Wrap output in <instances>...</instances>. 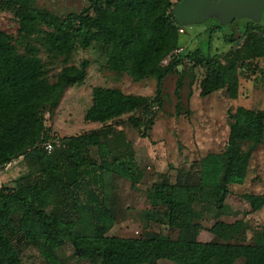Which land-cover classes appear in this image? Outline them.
Segmentation results:
<instances>
[{"label":"trees","instance_id":"obj_1","mask_svg":"<svg viewBox=\"0 0 264 264\" xmlns=\"http://www.w3.org/2000/svg\"><path fill=\"white\" fill-rule=\"evenodd\" d=\"M37 1L1 0L0 6L13 12L19 24L17 37L0 30V174L17 161H25L30 169L14 180L13 187L0 184V264H23L20 247L36 243L50 264H59L58 251L67 244L90 264H158L166 255L185 258V264H237L240 260L264 264V232L252 244H233L244 221H219L235 214L226 204L231 187L245 184L254 154L264 144V109L239 107L231 114L225 150L192 164L199 174L198 184H171L165 179L148 191L152 203L166 207L165 215L154 221L176 229L177 239L150 233L134 238L109 236L117 220L104 196L105 175L118 165L133 187L144 178L135 147L119 130L118 121L128 117L147 138L162 105L164 81L181 62L173 59L166 67L162 64L181 46L172 0H90L88 9L64 18L37 8ZM239 21L245 22L238 29L243 43L223 59L214 55V35ZM206 23L205 38L187 55L204 74L200 95L226 90L235 98L240 72L254 71L255 62L264 58V13L259 23L246 19L228 26L216 19ZM236 36L234 29L225 40L233 43ZM96 45L104 51L112 72L129 73L137 82L154 78L157 95L95 87L85 121L102 128L60 138L47 129L45 113L57 108L69 87L84 83L89 62L69 64L78 50ZM43 52L50 64H63L55 82L49 78ZM181 91L179 80L178 115ZM54 141H60L61 147L48 156L44 145ZM243 199L252 212L264 209V196L245 194ZM197 205L217 220L211 229L214 242L199 241L203 227Z\"/></svg>","mask_w":264,"mask_h":264},{"label":"rangeland","instance_id":"obj_2","mask_svg":"<svg viewBox=\"0 0 264 264\" xmlns=\"http://www.w3.org/2000/svg\"><path fill=\"white\" fill-rule=\"evenodd\" d=\"M172 2L176 4L178 0ZM90 5V0H38L35 4L37 8L62 18L72 13H81ZM244 23L239 21L232 28L225 27L214 35L211 44L214 55L223 59L233 48L243 43V37L238 29ZM207 25L204 23L185 27V34L180 37L179 43L185 51L178 58L180 64L164 81L161 92L162 105L148 137L144 138L141 132L129 123L128 117L118 121L119 130L125 131L135 147L144 178L138 186L133 187L127 172L118 165L112 168L113 172L105 175L104 196L117 220L109 236L134 238L150 233L177 239L179 232L176 229L154 221V218L165 215L166 207L152 203L147 197L148 191L153 185L160 184L165 179L171 184L177 182L185 185L198 184L199 174L192 168V164L209 153H222L225 150L232 124L231 114L239 107L251 110L264 109V58L255 62L254 71L240 72L238 95L235 98L230 97L226 90L201 97L204 74L187 60V55L205 38L203 35ZM18 29L15 14L0 7V30L17 37ZM234 29L237 31L235 41L226 42L225 35ZM41 57L48 64L51 82H55L62 70V62L50 64L44 52ZM83 61L89 62L84 83L69 87L57 108L45 113L47 129L60 138L78 136L102 128L101 124L85 121L86 113L92 104V90L95 87L115 88L126 94L152 98L157 95V82L154 78L137 82L129 73L118 75L112 72L104 51L97 45L87 50H78L69 65L79 66ZM179 80L182 82L180 115L177 114L176 96ZM136 116L138 117V114ZM93 157L97 158L96 150H93ZM29 170L27 163L20 161L11 169L2 172L0 184L3 188H11L14 180L27 174ZM245 194L264 196V144L254 154L245 184L231 187L226 204L235 214L219 219L227 224L244 221L245 227L240 235L232 240L233 244H252L256 235L264 232V209L252 212L250 205L243 199ZM196 209L200 213L198 222L203 227L199 241L202 243L216 241L211 229L217 220L202 205H197ZM136 231H140L139 236H136ZM36 245L37 243L27 248L20 247L23 264H50L40 255ZM58 257L59 264H90L78 257L70 244L58 251ZM185 260L174 255H166L158 264H185ZM237 264H243V260Z\"/></svg>","mask_w":264,"mask_h":264},{"label":"water","instance_id":"obj_3","mask_svg":"<svg viewBox=\"0 0 264 264\" xmlns=\"http://www.w3.org/2000/svg\"><path fill=\"white\" fill-rule=\"evenodd\" d=\"M263 13L264 0H182L173 8L179 27L201 25L210 19L221 26L244 19L259 23Z\"/></svg>","mask_w":264,"mask_h":264},{"label":"built area","instance_id":"obj_4","mask_svg":"<svg viewBox=\"0 0 264 264\" xmlns=\"http://www.w3.org/2000/svg\"><path fill=\"white\" fill-rule=\"evenodd\" d=\"M179 33L181 35H184L185 34V27H180ZM184 51H185V49L181 46L179 48H177L166 59H164V61L162 62L163 66H167L173 59H178L184 53ZM60 147H61V142L60 141H54V142L46 143L44 145V150L48 156H52L53 153L55 152L56 148H60ZM17 163H18V161L15 163H11V164L7 165L2 172L11 169ZM2 172H1V174H2ZM139 235H140V231H136V236H139Z\"/></svg>","mask_w":264,"mask_h":264}]
</instances>
